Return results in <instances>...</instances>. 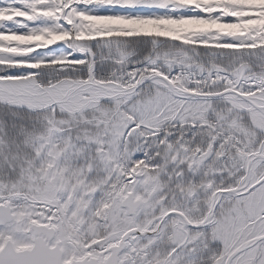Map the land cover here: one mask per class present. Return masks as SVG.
<instances>
[{
  "label": "snow or ice",
  "instance_id": "obj_1",
  "mask_svg": "<svg viewBox=\"0 0 264 264\" xmlns=\"http://www.w3.org/2000/svg\"><path fill=\"white\" fill-rule=\"evenodd\" d=\"M0 264H264V0H0Z\"/></svg>",
  "mask_w": 264,
  "mask_h": 264
}]
</instances>
